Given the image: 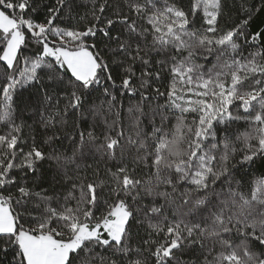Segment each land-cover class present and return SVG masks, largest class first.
<instances>
[{
	"label": "snow or ice",
	"instance_id": "6c2138e0",
	"mask_svg": "<svg viewBox=\"0 0 264 264\" xmlns=\"http://www.w3.org/2000/svg\"><path fill=\"white\" fill-rule=\"evenodd\" d=\"M226 4L190 0L185 11L174 0H123L109 18L112 5L102 0L80 28L70 23L88 19L73 16L77 0H0V264H189L176 253L197 246L201 264H264V177L242 190L247 169L264 160V46L257 43L264 28L251 30L255 13L244 0L234 26L222 29ZM107 53L131 63H109ZM153 55L163 56L156 71ZM164 72L161 91L150 81ZM101 87L115 115L105 126L120 129L115 137L106 132L101 147L111 159L119 150L120 160L105 178L85 183L68 169L97 139L93 131H81L68 156L57 148L66 136H46V152L35 137L27 143L16 121L30 112L47 133L75 113L79 127L86 113L100 111L90 98ZM117 90L140 96L127 109L128 127ZM46 160L54 167L42 169ZM49 171L54 183L71 182L62 197L41 186ZM141 228L147 239L134 246Z\"/></svg>",
	"mask_w": 264,
	"mask_h": 264
},
{
	"label": "trees",
	"instance_id": "16d2710c",
	"mask_svg": "<svg viewBox=\"0 0 264 264\" xmlns=\"http://www.w3.org/2000/svg\"><path fill=\"white\" fill-rule=\"evenodd\" d=\"M95 2V6L98 7L99 3L102 2V0H77V3L79 4V7L75 8L73 10V16L79 19L80 17L87 16L88 19L87 21H81L80 24L76 23V20H71V25L83 28L86 23L91 22V16L90 13L93 9ZM140 2H143V0H140ZM165 0H160V5H163ZM169 3L173 2V0H168ZM179 6L183 7L185 11H187L190 7V0H174ZM244 2V0H227L226 8H225V15L220 19V26L222 29L234 26V21L238 20L237 17V12L240 8L241 3ZM247 5L250 6L253 9V12L255 13L254 19H253V24L251 26L252 31H258L264 28V7H261V0H246ZM54 3V0H49V4L51 5ZM109 4L112 5L111 8H109L105 12V16L111 18L112 14L114 13L116 6L117 5H122L123 0H109ZM260 9L258 12H256V9ZM123 11H127V9H123ZM39 20H43V14L41 13L40 16L38 17ZM138 26L140 28L147 27V24L143 20H139ZM201 21L198 19L196 21V26H200ZM64 26V25H62ZM121 25L117 24L113 30H112V35H116L118 31L121 29ZM121 38H125L123 33L121 32ZM98 47L103 49L104 44L107 42L105 38L98 36L96 38ZM148 41H151V36L148 37ZM90 43L92 41H89ZM258 44L264 46V38H262L261 41L257 42ZM32 47V45H30ZM110 48H115V44H110ZM135 47V45H133ZM245 55H247L248 51L250 49L245 48ZM106 58L111 63L113 59L120 61L121 59L124 60L125 63H131V60L128 58H124L122 56H112L111 53L106 54ZM163 56H155L153 55L152 60H153V67L152 70L156 71L157 66L155 64V61L157 60H162ZM197 62H203V61H197ZM210 66V65H209ZM135 70L137 77L140 76L141 73V68L139 64L135 65ZM113 75L116 77V83H120V67L119 66H113L112 68ZM163 79L160 81L152 80L150 81L152 87H159L161 91H165L167 86H168V74L167 72L162 73ZM135 85L139 86L140 80L136 79L134 81ZM147 91L151 92V88L147 89ZM103 88H99L98 91L93 92L91 99V102H93L97 107L100 108V111L98 113L93 114L92 112L86 113V121L80 123V126L77 127V124L79 123L77 115L75 113L69 115L67 117V122L66 125L61 127L58 126L55 130L50 129L47 133L44 132L42 128H40L38 123H35L34 121L39 120V117L33 118L31 116L30 112H25L22 117H19L17 119V123H24L25 127L23 129V136L27 143L30 145L32 143L33 137H35V140L37 142V146H43L44 150L47 152L49 151L47 146L43 145V140L45 139L46 136H50L53 134V131L56 132L57 135L62 136V137H67L66 139H63L62 142L58 141L57 142V148L59 152L65 153L68 156H71L73 154V151L77 149V146L80 142L79 139V133L81 131L87 133L88 131H93L96 140L93 143H90L85 149L84 154L80 156L79 153L77 155L80 157L77 159L76 164L79 165V168L77 169L76 164H73L69 169H68V174L73 177H80L82 178L85 183L91 182L97 179V174L99 178H105L107 176V170H115V168L118 165V162L120 160V151L117 150L116 152V157L115 159L109 158L108 154L105 152V150L101 147V145L104 143V135L106 132H110V134L115 137L116 132L119 131V127L114 128L109 130L106 126L104 121L108 120L109 122L115 119L114 114H108L106 109L107 105L103 103L104 97L102 95ZM27 95V92L25 93ZM123 99V110H122V120H123V125L125 127H128L130 124V121L128 120V113L127 109L129 108L130 105L136 104L140 100L139 93L136 95H129V96H124L120 97L119 95V90H117V103L119 105L120 100ZM163 99L159 100V103H163ZM65 101L61 100L60 104L61 107H63ZM156 101H153L152 104L153 106L155 105ZM147 111V108L145 109ZM191 119V117H189ZM94 125V127H93ZM6 128L0 127V132L5 131ZM129 130H131L129 128ZM150 131L151 129H147ZM75 141V143L73 142ZM123 143V142H122ZM126 152L131 155L132 153L135 152V149H128L127 145L124 146ZM25 151H27V147H25ZM239 159V155L236 157V160ZM235 163V160L233 161ZM131 167V165L129 164ZM54 167L51 162L49 161H44L42 165V169H50ZM247 176L244 177V183H245V188L242 190H247L248 186V181L251 179L259 178V177H264V160L258 159L250 169H247ZM16 175H20V173H16ZM51 171H49L48 176H49V181L48 183H45L41 185L45 189H49V184L52 185V187L55 189V191H52L51 189L48 190L47 195L53 196L59 194L61 197L67 193V191L71 188V182L65 183L61 177H57V180L59 183H54L50 178H51ZM137 176H143L144 175V170L143 169H138L136 172ZM241 176L240 172L236 173V179L239 180ZM31 180V177H29ZM79 183V181H76ZM39 191V187L36 189ZM78 195V193H77ZM147 202V201H146ZM74 204V202H73ZM54 207L56 206L55 204L53 205ZM97 215H99V212H97ZM27 226V224H26ZM136 230H133V239L131 243L135 245L141 244V241L144 239H147V235L145 234V231L143 228L139 229V234L136 235ZM177 258L180 261H188L189 264H201V261L203 260V257L199 253V248L198 246L195 248H192L191 250H185L184 254L181 255L180 252L176 253ZM145 256H147V253H145ZM149 264H154V261L152 259H149ZM173 264H176L175 261H173Z\"/></svg>",
	"mask_w": 264,
	"mask_h": 264
}]
</instances>
